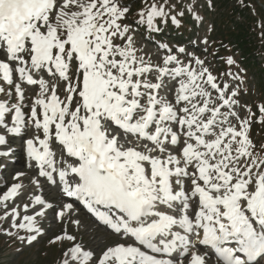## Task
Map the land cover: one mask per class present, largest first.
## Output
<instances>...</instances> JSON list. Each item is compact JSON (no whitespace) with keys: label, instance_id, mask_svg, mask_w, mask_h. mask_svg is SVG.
<instances>
[{"label":"snow or ice","instance_id":"1","mask_svg":"<svg viewBox=\"0 0 264 264\" xmlns=\"http://www.w3.org/2000/svg\"><path fill=\"white\" fill-rule=\"evenodd\" d=\"M133 3L144 6L129 21ZM168 6L0 0V145L20 137L28 166L122 241L96 257L65 231L50 241L72 244L61 264H264V146L251 139L264 104L259 115L241 105L203 60L174 54L187 57L182 47L146 58L134 25L177 24ZM31 204L34 215L24 204L0 216L29 245L51 207L40 195ZM72 210L62 202L55 219L79 225Z\"/></svg>","mask_w":264,"mask_h":264},{"label":"rangeland","instance_id":"2","mask_svg":"<svg viewBox=\"0 0 264 264\" xmlns=\"http://www.w3.org/2000/svg\"><path fill=\"white\" fill-rule=\"evenodd\" d=\"M162 2L163 0H161ZM168 4L166 10L169 16L176 17L177 24H173L170 19L164 22L163 19L158 18L157 24L161 29L159 32L146 31V26L134 25L137 29L134 33L136 45L144 50L146 58L154 59L153 51L160 50L159 45L161 44H167L175 49L176 44H182L192 38L193 41L189 44L190 46L187 45L186 50L189 51L188 48L191 47L192 51L197 53L200 59L205 62V66L213 71L212 74L218 78V82L222 83V87L230 85L232 89L237 90L239 103L251 108L253 112H257L259 115L258 106L264 104V0H168ZM143 6L142 3H133L132 15L129 16L128 20H135L137 10ZM233 10L235 11L232 12ZM238 10H242V13L240 14ZM257 13L258 16H256ZM246 21H252L251 31L243 39L252 46L248 54L233 38L235 36L233 30L239 31L236 27L239 25L246 26L248 24L245 23ZM241 23L245 24L242 25ZM229 25L233 27H229ZM251 32L253 33L252 36H250ZM187 57L193 58L195 56L190 53ZM229 59L233 60L234 63L229 64ZM234 76H238L239 79H233ZM251 139L258 147L264 146V125L254 122ZM3 149L6 150V148ZM24 165L22 162V166L16 168L20 169L25 167ZM23 171L27 172L26 168ZM11 172L9 174V172L0 171V175L3 173V176H0V184L8 176L9 179L4 184H15L14 182L11 183L14 180ZM31 178L33 179V176ZM18 183L22 184L21 195L14 198V201L7 202V209L0 204V216H3L6 210L11 211L13 207L22 209L24 204H28L31 195H37V189L34 194L31 190H25L23 184L31 187L30 181L29 183ZM7 188L6 186L0 194L6 192ZM49 193L51 197L53 194ZM23 214L25 213L21 211V215ZM78 218L89 224L91 229L100 235L101 241L103 239L104 243L102 246L100 245L101 242L93 241L91 247L86 248L84 244L89 242L87 235L82 236V233L76 232L75 229L68 231V226L65 225H61L59 231H55V228H50V226L56 225L51 220H48L47 226H45L49 229L45 231L41 229L44 227H41L43 234L38 236L33 244L29 245L26 240L20 239L24 236L14 232V228L11 227V217L7 220H0V264H61L62 252L70 248L72 244L67 241H58L57 243H50V241L65 231L75 235L76 242L80 243L84 250L93 251L96 257H99L107 247L120 242L118 237L111 236L105 229L97 228L80 213ZM79 219L76 220L80 222ZM9 232L13 235H8ZM105 240L109 241L105 242Z\"/></svg>","mask_w":264,"mask_h":264},{"label":"bare ground","instance_id":"3","mask_svg":"<svg viewBox=\"0 0 264 264\" xmlns=\"http://www.w3.org/2000/svg\"><path fill=\"white\" fill-rule=\"evenodd\" d=\"M27 111V109H25ZM8 139V138H7ZM20 149V148H19ZM18 148H15L13 147V151H9L8 148H7V151L3 148L0 147V152L4 151V152H7L8 155L6 156H2L1 158L3 159H6V158H10V157H13L14 154H17V151ZM21 158L20 160L22 159H26V154H25V151L24 149H22L21 151ZM4 168V167H2ZM9 169L12 170L11 174H13V177L16 176L17 173H20V169L19 168H16L14 167L13 165H11L9 167ZM29 171L33 174H37V171L36 169L33 167V168H29ZM14 182V183H18V182H24V183H29V178H28V175H24L20 180H16L14 179L13 181H11V183ZM6 186V183L4 185L1 186V188H4ZM37 195H43L42 198L48 203L51 205L50 208H47V209H44V212H45V215L43 217H36V222H37V226L39 228L41 227H44L47 226V222L48 220H51L52 222H54V219H55V215H54V211L53 210H59L60 208V205H61V201H58L56 200L55 198L53 197H50L49 193L44 191V188L42 189H37ZM34 197V196H33ZM31 200H32V197L30 198V200L28 201V205H29V212L28 214H32L34 215V213L32 212V204H31ZM71 203V202H69ZM78 211L79 210H76V208L73 206V210L72 212L70 213V216L72 219H74L75 217L77 219L78 218ZM50 213V215H49ZM80 222H79V225H71L69 226L68 223H61V222H58L57 220L55 221L57 223L56 227H55V231H59V228L61 227V225H65V226H68V231L70 229H75L76 232L78 233H82L81 235L85 236L87 235L88 238H89V242L84 244V246L87 248V247H91V242L93 241H97V242H101L100 245L102 246L104 243H103V239L101 241V237L98 233H95L92 229H91V226L89 224H87L86 222H84L82 219H79ZM55 223V224H56ZM50 228L52 229V226H50ZM46 229H49V227H46ZM14 232H17L18 235L20 236H24L25 238H27L29 235H31L30 233L24 231V230H18L16 228H14ZM118 239V238H117ZM26 240V239H25ZM109 240H105V242H107ZM122 242V241H120ZM95 247V245H94Z\"/></svg>","mask_w":264,"mask_h":264},{"label":"trees","instance_id":"4","mask_svg":"<svg viewBox=\"0 0 264 264\" xmlns=\"http://www.w3.org/2000/svg\"><path fill=\"white\" fill-rule=\"evenodd\" d=\"M236 9H238V8H236ZM235 10H233L232 12H234ZM260 11V10H259ZM238 12L241 14L242 13V10H238ZM261 12V11H260ZM259 14L257 13V15L256 16H258ZM252 22V21H251ZM250 21H246L245 23H248V24H250L249 26H241V25H239V26H237L236 28L239 30V31H237V30H235L234 28V30H233V34H235V36L233 37L234 39H236L237 40V42L241 45V47L244 49V51L245 52H247V54H248V52H250L251 51V44L250 43H248V42H245V41H243V39H244V36H246V35H248L249 33H250V31H251V29H250V26L252 25V23H251ZM245 23H241L242 25H244ZM229 27H233V26H230L229 25ZM228 27V28H229ZM246 27H248V28H246ZM229 35H231V34H229ZM253 35V33L251 32V35L250 36H252ZM252 51H254V50H252Z\"/></svg>","mask_w":264,"mask_h":264}]
</instances>
